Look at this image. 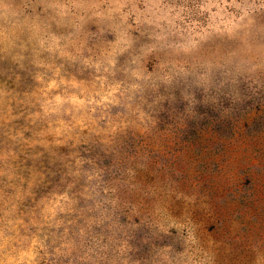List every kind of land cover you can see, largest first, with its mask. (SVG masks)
<instances>
[{
	"label": "clouds",
	"instance_id": "obj_1",
	"mask_svg": "<svg viewBox=\"0 0 264 264\" xmlns=\"http://www.w3.org/2000/svg\"><path fill=\"white\" fill-rule=\"evenodd\" d=\"M5 64L23 87L0 82V264H200L186 231L142 210L160 197L135 169L103 160L168 109L203 119L264 81V0H0Z\"/></svg>",
	"mask_w": 264,
	"mask_h": 264
},
{
	"label": "rangeland",
	"instance_id": "obj_2",
	"mask_svg": "<svg viewBox=\"0 0 264 264\" xmlns=\"http://www.w3.org/2000/svg\"><path fill=\"white\" fill-rule=\"evenodd\" d=\"M234 50L247 55L243 44ZM14 71L0 82L19 91ZM197 110L203 119L175 107L160 113L149 131L129 130L103 162L135 169V181L160 197L156 203L138 197L142 210L155 208L174 230L186 231L200 264H264V81L242 85L236 103L221 98ZM56 151L53 146L37 163L47 186L58 182ZM257 196L263 201L253 202Z\"/></svg>",
	"mask_w": 264,
	"mask_h": 264
},
{
	"label": "trees",
	"instance_id": "obj_3",
	"mask_svg": "<svg viewBox=\"0 0 264 264\" xmlns=\"http://www.w3.org/2000/svg\"><path fill=\"white\" fill-rule=\"evenodd\" d=\"M257 152H258V151H257ZM259 155H260V154H259ZM260 156H261V155H260ZM257 160H258V158H257ZM259 163H260V162L258 161L257 165H258ZM255 201H256V202H259V201H263V199L260 198L259 196H257L256 199L253 200V202H255Z\"/></svg>",
	"mask_w": 264,
	"mask_h": 264
}]
</instances>
